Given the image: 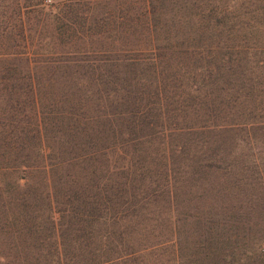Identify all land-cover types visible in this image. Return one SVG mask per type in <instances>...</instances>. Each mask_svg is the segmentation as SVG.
I'll return each instance as SVG.
<instances>
[{
  "label": "trees",
  "instance_id": "trees-1",
  "mask_svg": "<svg viewBox=\"0 0 264 264\" xmlns=\"http://www.w3.org/2000/svg\"><path fill=\"white\" fill-rule=\"evenodd\" d=\"M22 1L14 18L44 11L45 0ZM126 1L112 13L109 0H89L84 18H68L72 33L56 28L53 40L39 30L32 39L24 24L0 28L18 27L25 43L14 54L9 40L0 53L9 61L0 69V149L15 143L25 107L40 109L53 91L37 93L38 71L62 89L61 101L77 99L67 121L37 123L40 142L58 152L0 153V163L22 159L24 172L38 174L29 187L24 176L6 182L18 170L0 164V264H159L165 250L180 253L190 219L198 259L174 263L262 264L264 0ZM81 40L84 52L64 51ZM21 134L22 144L31 139ZM191 202H203L198 215L177 212Z\"/></svg>",
  "mask_w": 264,
  "mask_h": 264
},
{
  "label": "rangeland",
  "instance_id": "rangeland-1",
  "mask_svg": "<svg viewBox=\"0 0 264 264\" xmlns=\"http://www.w3.org/2000/svg\"><path fill=\"white\" fill-rule=\"evenodd\" d=\"M64 3L65 4V8H63V5H60L57 9L54 11L53 14L49 15V11L52 9V7H55V5H57V3ZM120 0H109V2L107 3L106 7L110 12H114L116 7L120 4ZM26 3H24L22 0H0V28L2 25H4V22L6 20V23L8 22L11 25H16L19 26L21 24H24V26L26 28L30 27L32 29V32L30 33V36L32 37V39H35L36 36L38 35V30L41 34V38L47 37L51 40H53L54 38L57 37V32H56V28H60V30H64L68 33H72V29H74L73 25H72V20H69L68 18L73 17L76 15L77 10L83 11V18H84V12L85 14L88 12H86V8H90V3L89 0H84L83 2H80L79 5H76V3L74 1L70 2L69 0H45L44 2V10L43 12H34V13H27L25 14L24 17L21 18H14L15 15H17V12L19 9H22V6H25ZM135 2L134 0L131 2H123V6H132L134 5ZM100 7H104V3H101L98 8H96V11L94 10V12H92V17L95 16L96 12H98ZM103 10V9H102ZM29 12V11H28ZM13 19V20H12ZM38 21V22H37ZM82 22H80V24L82 25ZM5 23V24H6ZM74 24V22H73ZM111 26H113L112 22L109 23ZM35 25V27H34ZM61 25H64L65 27H61ZM87 24H83V29L85 28ZM37 29V30H36ZM115 37V34L112 33V35ZM9 40H11L10 42H13V40L16 41V47L11 49V53H19V52H23L22 50V46L25 43H20L21 41V35L19 34V28H12L10 31H6V32H2L0 31V53H3ZM112 40V39H111ZM82 43H71L70 45H68L67 47H65L64 51L65 52H77V50L81 49V51H85L86 49V44L83 42V40H81ZM55 42V41H54ZM105 43V42H103ZM102 44V43H101ZM14 45V43H13ZM46 47L51 50V52H54V49H51L50 45H46ZM8 66L9 65V61L6 60H1L0 61V69L4 66ZM62 66V65H59ZM56 71V72H49V74L52 76L53 80H56L59 78V76L61 77L63 74L62 72ZM38 80H39V88L37 90V93H39V90L43 91V89L47 90V92L52 91L51 93H47V95L45 97H42L41 102H40V109L36 106V108H33V106H31V108H28L27 106L25 107V109L29 112V117L26 114V118H22L19 121H23V123H21L17 129V135H15L16 140L15 143L7 148L5 147H1L0 149V153L3 152H8L11 154V152L9 151L11 148H13L12 153H20L22 154H34L36 152L39 151V149L42 151H47V148L50 152L55 153L58 152L60 147L54 143L53 141H50L49 143L45 144L40 142V135L41 133L39 132V130H37V123L41 120H48L51 121L52 119L54 121H67V113L70 112L71 110H75L77 107H75L76 103H77V99L76 96L71 94V93H67L66 96L64 94V96L62 97V101L61 99V94H62V89L58 86V84H55V82H49L47 81V79L49 78V75L46 74L43 71H38ZM48 83V84H47ZM52 85V86H50ZM134 86V85H133ZM136 89L138 88V86H134ZM66 97H68L69 99H67ZM160 103V102H159ZM164 104V106H163ZM162 106L160 105L159 108H157V111L161 112L162 114H164L167 109H166V105L165 103H163ZM72 107V108H70ZM79 107V106H78ZM170 109V108H169ZM37 111H40V117H38L35 113H37ZM157 112V113H158ZM42 115V116H41ZM28 117V118H27ZM43 117V118H42ZM185 120V118H184ZM180 119H178V124L181 128L184 127L185 123H180ZM29 122L30 127H27L25 125V123ZM21 131H24V133L28 136L31 137L30 140H28L26 143L22 144L21 140L19 139V137L22 135ZM62 132H64L62 130ZM59 133V132H58ZM58 133H54V128H51L48 126V130H46V134H50V135H56ZM61 133V132H60ZM183 132L180 133V136L182 135ZM198 133V132H197ZM20 134V135H19ZM43 134H45V131L43 132ZM62 134H58L57 136L61 137ZM199 135V134H197ZM184 136V135H183ZM24 137V134L23 136ZM18 147V148H17ZM83 149V147H82ZM117 158V157H116ZM115 158V160H116ZM32 160H35L34 158ZM22 159H20V161H18L17 163H11L9 161H5L3 163H0L3 166V169H12V168H17L18 171L13 172L8 174L6 176V182H13V180L15 178H21L22 176L26 177L28 179V184L27 187L32 186L33 184H35V180H31L29 179L30 176H38V174L33 173L34 171H23V167H22ZM35 162V161H33ZM159 161H156L155 164H158ZM31 162H27L26 164H30ZM37 164V163H34ZM113 166H116L115 164H112ZM158 170V169H157ZM154 173H156V171H153ZM162 172V171H161ZM160 173V170H159ZM139 173H137L138 175ZM1 180V178H0ZM156 180V179H155ZM27 181V180H26ZM24 181V182H26ZM23 182V181H22ZM115 184L118 183L117 180H114ZM151 183V180L147 177V175L145 176V180L143 182V186L144 188H146V191L149 190V192H153V187H149ZM1 184V182H0ZM157 184V183H156ZM160 184H163V181L160 182ZM205 187L204 189L200 190V194L202 192H205L209 189L210 184L208 185H203ZM3 186L0 187V189H2ZM25 189L26 188H22L20 189L23 192V195L25 194ZM159 189V188H158ZM162 188H160L161 190ZM163 190V189H162ZM179 191V201L181 203H183L186 199L187 196L184 195V190H178ZM156 195H159L161 193H155ZM187 194V193H186ZM160 199V198H159ZM189 199V196H188ZM187 203V202H186ZM203 204V202H197V204H193L192 202L188 205H186L185 203L181 205L182 210H179L177 212H181V213H186V214H190L189 211L192 213L193 215H196V211H197V215L199 212V208L201 207V205ZM211 208V204L209 205V209ZM191 216V214H190ZM218 216H220L219 214L216 216V218H218ZM192 217V216H191ZM194 221L192 219H190V221H188L187 225H181V227L183 228V232L184 236L182 235L181 238V242H184V244H181L182 246V250L180 251V253L172 254L173 250H165V256H163L162 258L159 259V264H176L177 261L175 260V257L177 255V259H182L184 260V263L187 262H192L194 260L198 259V255L195 254L196 251V246L199 243V238L198 235L200 234L199 230L195 229V224L193 225ZM193 228V231L191 228ZM214 232H220L222 234H225V231H222L221 228H215L213 230ZM203 233V232H202ZM184 237H188V239H185ZM33 245V244H32ZM194 252V253H193ZM181 254V255H179ZM175 256V257H174ZM193 256V257H192ZM173 260L176 261V263L173 262ZM206 263V262H204ZM150 264H154V263H150ZM264 264V261L263 263Z\"/></svg>",
  "mask_w": 264,
  "mask_h": 264
}]
</instances>
